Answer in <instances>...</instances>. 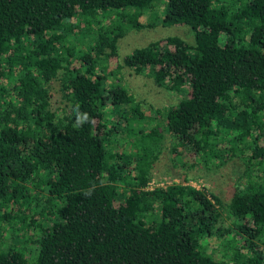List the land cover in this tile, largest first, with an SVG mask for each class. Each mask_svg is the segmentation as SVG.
Here are the masks:
<instances>
[{"label":"trees","instance_id":"16d2710c","mask_svg":"<svg viewBox=\"0 0 264 264\" xmlns=\"http://www.w3.org/2000/svg\"><path fill=\"white\" fill-rule=\"evenodd\" d=\"M158 24L192 41L120 59L127 30ZM122 67L180 94L161 123L136 124ZM164 134L173 159L241 160L227 203L148 188ZM0 264H264V0H0Z\"/></svg>","mask_w":264,"mask_h":264},{"label":"rangeland","instance_id":"374dc122","mask_svg":"<svg viewBox=\"0 0 264 264\" xmlns=\"http://www.w3.org/2000/svg\"><path fill=\"white\" fill-rule=\"evenodd\" d=\"M143 17V16H142ZM110 18V17H109ZM112 17L110 20H113ZM143 19H148L147 15H144ZM145 20H142L145 22ZM160 21V19H158ZM168 36H179L186 41L191 42L193 35L189 28L181 25H169L162 26L160 24L154 27H145L140 29H129L125 32L117 42V51L122 56L130 54L137 48L147 45L149 42L166 38ZM84 39V42L79 43V47L85 49V43L92 41V32ZM117 60H113L115 65ZM121 62V60L119 61ZM122 77V84H124L129 92L139 100L140 109L144 113L145 118L142 121L137 122L138 126H143L146 129L154 126L157 123H161L163 118L161 114L154 110L163 109L169 105L177 102L181 97L176 92H171L163 87H159L153 80V76L146 70L142 74H136L131 68L122 67L120 74ZM59 82H53L52 85V105L57 108L62 105L60 100ZM112 115H107V118H111ZM133 125L135 123L133 122ZM123 136V135H122ZM172 139L168 134H164L163 148L160 151L158 158L155 160L152 167V180L149 182L148 188L156 186L170 185L172 183L190 184L196 188H204L207 193L212 192L218 195L223 203H227L233 191V186L237 177L243 170V164L239 158H233L228 162L220 165L216 168L214 165L210 166V169L202 165V163H195L197 157L183 156L173 159V155L170 152V146L172 145ZM228 146L230 147L229 143ZM235 146V144H234ZM225 217V216H224ZM233 218L224 219L223 225L231 224ZM210 247H220L219 238H210ZM205 240L202 241L204 243ZM216 256L221 257V252L218 250L215 252ZM216 259V258H215ZM217 258L216 260H219Z\"/></svg>","mask_w":264,"mask_h":264},{"label":"clouds","instance_id":"9594fccd","mask_svg":"<svg viewBox=\"0 0 264 264\" xmlns=\"http://www.w3.org/2000/svg\"><path fill=\"white\" fill-rule=\"evenodd\" d=\"M86 119H87V117H86ZM86 119H81L79 116H78V123H83L84 122V120H86Z\"/></svg>","mask_w":264,"mask_h":264}]
</instances>
